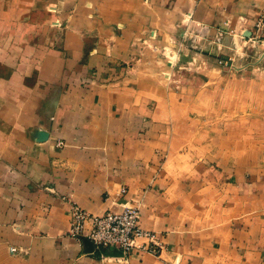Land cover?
Instances as JSON below:
<instances>
[{"label":"crops","instance_id":"obj_1","mask_svg":"<svg viewBox=\"0 0 264 264\" xmlns=\"http://www.w3.org/2000/svg\"><path fill=\"white\" fill-rule=\"evenodd\" d=\"M7 1L0 0V264H264V114L250 108L252 115L227 121L231 105L204 109L194 103L196 88L188 107L195 115L180 136L168 120L179 98L152 108L150 92L136 88L115 54L66 38V19L83 0ZM110 1L115 19L174 1L212 36L213 51L225 33L238 53L244 41L264 38V0ZM178 96L180 104L191 98ZM72 203L92 214L138 208L142 228L164 247L157 256L91 251L68 235Z\"/></svg>","mask_w":264,"mask_h":264},{"label":"rangeland","instance_id":"obj_2","mask_svg":"<svg viewBox=\"0 0 264 264\" xmlns=\"http://www.w3.org/2000/svg\"><path fill=\"white\" fill-rule=\"evenodd\" d=\"M6 4L10 5L9 0ZM110 5V0L81 1L78 10L66 19V38L81 41L91 51L115 54L120 70L135 75L136 88L150 92L152 108L156 104L171 106L170 99L179 98L174 104L179 109L169 113L168 120L180 136L195 115L188 107L193 104L196 88L202 91L194 103L204 109L215 105L217 110L224 106L227 111L231 105V115L225 113L227 121L237 122L239 116L252 115L250 108L264 114V38L246 43L241 37V54L229 48L231 35L225 33V45L213 51L207 45L212 36L208 38L190 12L177 9L174 1H168L166 10L146 7L144 15L117 19L110 16ZM214 37L218 44L220 39ZM224 48L233 55L222 57L219 51ZM239 54L248 56L247 61L239 63ZM213 86L216 91L206 94L205 89ZM181 91L191 97L185 104H180ZM202 114L204 125L208 113Z\"/></svg>","mask_w":264,"mask_h":264},{"label":"built area","instance_id":"obj_3","mask_svg":"<svg viewBox=\"0 0 264 264\" xmlns=\"http://www.w3.org/2000/svg\"><path fill=\"white\" fill-rule=\"evenodd\" d=\"M257 26H263L261 21ZM57 145L63 146V142L58 141ZM69 214L68 235L84 240L91 251L106 249L111 254L116 252L119 256H127L133 249H138L157 256L164 247L158 233L142 228L138 208L124 206L119 211L92 214L72 203ZM15 250L11 248V252Z\"/></svg>","mask_w":264,"mask_h":264},{"label":"water","instance_id":"obj_4","mask_svg":"<svg viewBox=\"0 0 264 264\" xmlns=\"http://www.w3.org/2000/svg\"><path fill=\"white\" fill-rule=\"evenodd\" d=\"M87 249H88V248H87ZM89 250H90V249H89ZM112 254H113V255H118L116 252H113Z\"/></svg>","mask_w":264,"mask_h":264}]
</instances>
